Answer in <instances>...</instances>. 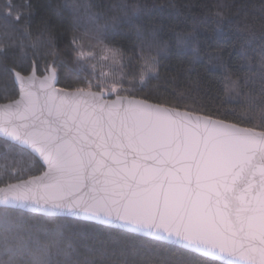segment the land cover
Listing matches in <instances>:
<instances>
[{
	"label": "snow or ice",
	"instance_id": "snow-or-ice-1",
	"mask_svg": "<svg viewBox=\"0 0 264 264\" xmlns=\"http://www.w3.org/2000/svg\"><path fill=\"white\" fill-rule=\"evenodd\" d=\"M214 7L212 23L240 33L244 70L212 63L224 102L238 109L198 99L194 30L175 37L174 55L192 53L178 73L185 90L171 102L145 92L173 55L158 39L163 22L144 30L146 5L0 9V264H264V4L258 17L241 6L242 18L227 15L226 0ZM65 14L77 79L60 86L55 28ZM128 26L138 41L131 55L113 43ZM29 60L31 71L21 70ZM77 220L115 231L104 240L69 232Z\"/></svg>",
	"mask_w": 264,
	"mask_h": 264
},
{
	"label": "trees",
	"instance_id": "trees-1",
	"mask_svg": "<svg viewBox=\"0 0 264 264\" xmlns=\"http://www.w3.org/2000/svg\"><path fill=\"white\" fill-rule=\"evenodd\" d=\"M28 2L36 6L37 11H44L46 6L51 5L55 8L56 5L63 4L64 0H0V9L5 8L7 4H11L15 9L23 11L22 5ZM90 2L97 6H110L121 3V0H90ZM128 2H138L141 5L148 6L150 15L142 21L145 31L149 28L150 23L163 22L164 28L162 32H159L158 39L169 43L173 53L169 58L161 61L160 77L153 79L149 83L148 88L145 90L146 93H150L154 100L167 99L171 102L178 98L177 93L185 90L187 85L186 77L178 73L182 66H189L188 61L192 53L189 52L179 58L174 55L176 51L175 37L177 33L194 30V35L198 41L199 57L191 67L199 70L202 74V86L199 90L198 99L209 107L222 106L225 110H230L233 107L239 108L235 101L224 102V84L220 78V71L212 67V63H220L217 57H222L224 64L230 69L243 71L245 68L234 47L240 35L236 25L224 23L217 27L216 24L212 23L209 16V9L213 12L216 11L214 5L218 3V0H128ZM226 2L233 5L227 11V15L239 18H242L241 6H245L243 11L258 17L260 6L264 4V0H226ZM93 11H104V8L98 7L93 9ZM109 15H120V13L113 10L109 12ZM13 19H15V16H13ZM69 27L70 21L67 19V14H65L63 27L57 25L55 28L60 50V55L56 60L60 86L73 84L77 79L73 58L67 54L68 42L71 37ZM134 32L135 27L133 26L123 27L117 30L113 39V43L117 46H122L128 55L132 54L133 46L138 43ZM210 57L212 61H210ZM48 59L50 60L51 57H48ZM8 62H11V55H9ZM3 63L4 60L0 58V64ZM19 67L21 70L31 71V60L21 64ZM206 67L210 70L205 74L204 70ZM107 70V68L104 69V71ZM40 71H44V61H40ZM96 71L99 74L101 69L98 67ZM173 76L176 77L175 80H173ZM80 79H83V76H80ZM0 95H3L2 82H0ZM68 231L104 240L108 238L110 231L114 232L115 230H110L106 226L77 220L69 224ZM139 242L137 241V243ZM143 243L151 244L153 251L166 254L171 259H188L183 253L165 252V248L161 246L162 242H151L144 239ZM190 264H205V262L203 259L193 256Z\"/></svg>",
	"mask_w": 264,
	"mask_h": 264
},
{
	"label": "water",
	"instance_id": "water-1",
	"mask_svg": "<svg viewBox=\"0 0 264 264\" xmlns=\"http://www.w3.org/2000/svg\"><path fill=\"white\" fill-rule=\"evenodd\" d=\"M86 222H88V221H86ZM91 223V222H90ZM98 225V224H97ZM102 226H104V225H102Z\"/></svg>",
	"mask_w": 264,
	"mask_h": 264
}]
</instances>
